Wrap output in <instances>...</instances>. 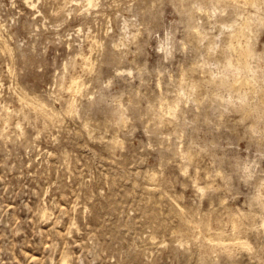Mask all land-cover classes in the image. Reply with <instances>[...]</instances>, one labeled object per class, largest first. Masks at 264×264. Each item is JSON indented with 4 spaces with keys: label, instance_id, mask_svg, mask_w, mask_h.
<instances>
[{
    "label": "rangeland",
    "instance_id": "rangeland-1",
    "mask_svg": "<svg viewBox=\"0 0 264 264\" xmlns=\"http://www.w3.org/2000/svg\"><path fill=\"white\" fill-rule=\"evenodd\" d=\"M33 1L0 0V264H264V0Z\"/></svg>",
    "mask_w": 264,
    "mask_h": 264
},
{
    "label": "bare ground",
    "instance_id": "bare-ground-1",
    "mask_svg": "<svg viewBox=\"0 0 264 264\" xmlns=\"http://www.w3.org/2000/svg\"><path fill=\"white\" fill-rule=\"evenodd\" d=\"M93 0H88V4L89 5H92L91 3H93L92 2ZM25 2L28 4V5H30V6H34V1L33 0H25ZM88 7V6H87ZM33 9V8H32ZM231 43V42H230ZM168 47V46H167ZM247 60V59H246ZM76 77V76H75ZM78 80V79H77ZM73 84H74V82H73ZM77 84V83H76ZM30 102V101H29ZM164 106V105H163ZM163 106H162V109H163ZM161 109V108H160ZM165 110V109H164ZM239 241H242V240H239ZM60 264H62V263H60ZM63 264H66V260L63 262Z\"/></svg>",
    "mask_w": 264,
    "mask_h": 264
}]
</instances>
